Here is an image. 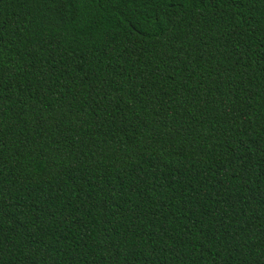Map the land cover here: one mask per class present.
<instances>
[{
    "label": "trees",
    "instance_id": "1",
    "mask_svg": "<svg viewBox=\"0 0 264 264\" xmlns=\"http://www.w3.org/2000/svg\"><path fill=\"white\" fill-rule=\"evenodd\" d=\"M0 264H264V0H0Z\"/></svg>",
    "mask_w": 264,
    "mask_h": 264
}]
</instances>
